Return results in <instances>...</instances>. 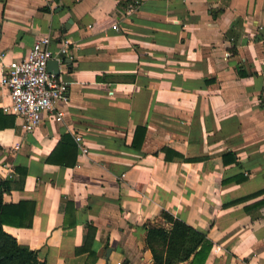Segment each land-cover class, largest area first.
Wrapping results in <instances>:
<instances>
[{
  "label": "crops",
  "instance_id": "0c3cea01",
  "mask_svg": "<svg viewBox=\"0 0 264 264\" xmlns=\"http://www.w3.org/2000/svg\"><path fill=\"white\" fill-rule=\"evenodd\" d=\"M41 34L67 97L26 128L0 82L3 228L45 264H151L167 209L202 264H264V0H0V76Z\"/></svg>",
  "mask_w": 264,
  "mask_h": 264
},
{
  "label": "built area",
  "instance_id": "2783aa9c",
  "mask_svg": "<svg viewBox=\"0 0 264 264\" xmlns=\"http://www.w3.org/2000/svg\"><path fill=\"white\" fill-rule=\"evenodd\" d=\"M69 41L63 38L53 50L50 35L41 34L23 56L11 60L1 73L0 82L8 87L10 96V102L2 107L20 116L26 128L36 126L45 111L53 109L59 100L67 97L68 81L60 73L48 70L47 61L50 58L63 61L69 55ZM62 114L63 109L57 108L56 118L60 119ZM75 139L80 151L88 152L81 134L76 133Z\"/></svg>",
  "mask_w": 264,
  "mask_h": 264
},
{
  "label": "trees",
  "instance_id": "16d2710c",
  "mask_svg": "<svg viewBox=\"0 0 264 264\" xmlns=\"http://www.w3.org/2000/svg\"><path fill=\"white\" fill-rule=\"evenodd\" d=\"M134 144L137 143L134 142ZM10 185L9 181L0 179V264H45L44 259L38 257L34 248L20 240V230L19 235L15 236L2 226L6 220L4 213L7 210L2 194L10 188ZM263 204L264 200H259L245 205V209L251 210ZM160 215L169 222V225L151 223L146 227V241L153 255L151 264H172L179 260L202 264L212 245V240L207 234L167 209H162ZM30 223L29 216L28 221H19L15 225L20 229Z\"/></svg>",
  "mask_w": 264,
  "mask_h": 264
},
{
  "label": "water",
  "instance_id": "95a60500",
  "mask_svg": "<svg viewBox=\"0 0 264 264\" xmlns=\"http://www.w3.org/2000/svg\"><path fill=\"white\" fill-rule=\"evenodd\" d=\"M47 68L48 70H51L55 73H58L60 70V67H59V61L58 59L56 58H50L48 61H47Z\"/></svg>",
  "mask_w": 264,
  "mask_h": 264
}]
</instances>
